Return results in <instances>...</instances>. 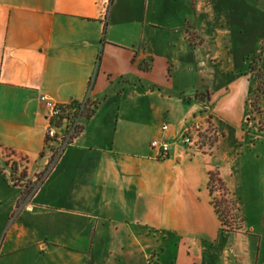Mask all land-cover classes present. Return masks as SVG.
Listing matches in <instances>:
<instances>
[{
  "label": "crops",
  "instance_id": "1",
  "mask_svg": "<svg viewBox=\"0 0 264 264\" xmlns=\"http://www.w3.org/2000/svg\"><path fill=\"white\" fill-rule=\"evenodd\" d=\"M263 38L264 0H0V264H264V170L241 179L260 168L242 162L262 140L242 130L255 86L243 59ZM40 96L97 105L41 181L57 143ZM204 105L210 153L181 144ZM157 138L171 144L162 161ZM158 236L173 244L149 248Z\"/></svg>",
  "mask_w": 264,
  "mask_h": 264
},
{
  "label": "rangeland",
  "instance_id": "2",
  "mask_svg": "<svg viewBox=\"0 0 264 264\" xmlns=\"http://www.w3.org/2000/svg\"><path fill=\"white\" fill-rule=\"evenodd\" d=\"M242 13V12H241ZM240 14V13H239ZM245 15V12H244ZM234 30V29H233ZM249 32V29H248ZM236 32L233 31V35L235 36ZM240 35V34H239ZM248 36L247 29H244V34L242 36ZM138 47V45H137ZM264 48V38L262 40V44L260 48ZM236 52V50H235ZM144 65V63H142ZM143 72V71H142ZM176 81H179V77H175ZM264 92V85L261 88ZM251 93L248 96L247 99V108H245V114H244V121L242 124V130L245 132H249L254 130L256 134H260V137L262 140H258L255 142V146H253L249 151L245 149V156L243 157L242 162L247 163L248 166H254V164L260 165V168L258 171H252L251 172H242L241 179L244 183H251L256 186L257 184L261 183L262 180L258 178V176L262 173V170H264V102L262 101V98L260 97L259 92H255L254 95ZM206 106V105H204ZM204 106L201 107V113L200 115L203 118V122L200 123L199 128V148L195 151L200 153H210L215 142L217 139V131L215 128L214 123L212 122V117L209 110H205ZM214 174V181L212 184V196L213 200L217 205H219V210L221 211V219L224 221L225 228H229L230 230H235L239 227V215L235 206V202L232 198H230L229 193L225 190L224 185L221 181L218 182L217 180L220 179L218 174L215 172H212ZM221 180V179H220ZM256 189V188H255ZM254 190V189H253ZM262 190V188H261ZM260 192V191H259ZM257 192V194L259 193ZM256 194V195H257ZM258 197L261 198V193H259ZM171 237L163 238L161 236L158 237H150V241L147 242L149 245V248L154 247V245H157L158 243L163 246L169 247L170 244H173ZM149 250V249H148ZM169 252H167L164 257L162 258L166 260V257L168 256ZM160 255V252H158V256ZM157 255H155V258ZM154 258L149 257L147 264L150 262L153 263Z\"/></svg>",
  "mask_w": 264,
  "mask_h": 264
},
{
  "label": "built area",
  "instance_id": "3",
  "mask_svg": "<svg viewBox=\"0 0 264 264\" xmlns=\"http://www.w3.org/2000/svg\"><path fill=\"white\" fill-rule=\"evenodd\" d=\"M39 101L44 104L46 110H47V119H48V126L46 128V139L47 141H55L57 143L56 147H53L49 156V159L47 161V169L45 174L40 178V181L46 176V174L49 172V170L52 168L53 164L59 157L62 150L69 145L73 138L75 137V128L78 121V118L73 120V122L69 123L59 134L57 132V129L54 126L55 119L62 115L63 108L65 106L55 104L54 102L46 99L44 96L39 97ZM205 110H208L207 106H204ZM199 128L200 124H194L189 127H187L184 132L181 135V144L185 148H193L198 149L199 148ZM168 126L166 124L161 126V130L167 131ZM151 149L155 152V158L157 160H165L169 156V152L171 149V144L165 140V139H153L150 142Z\"/></svg>",
  "mask_w": 264,
  "mask_h": 264
},
{
  "label": "trees",
  "instance_id": "4",
  "mask_svg": "<svg viewBox=\"0 0 264 264\" xmlns=\"http://www.w3.org/2000/svg\"><path fill=\"white\" fill-rule=\"evenodd\" d=\"M243 62L245 64V68L247 73L253 76V79L255 81V86L252 89V93L255 95V92H259L260 97L262 98V101L264 102V92L263 89H261L264 85V48H259L257 51L253 52L252 54H249L244 57ZM97 105L96 103H93L92 105L84 104V105H73V106H65L63 108L62 115L58 116L54 121V126L58 130L62 127H66L69 123L75 121V119L78 118L76 128H75V136L79 134L83 128L82 122L84 120H87L91 117V115L96 111ZM11 169H15V164H11ZM214 174L209 173L208 174V182H207V188L209 189V192L212 195V184L214 181ZM22 179L21 177H16L14 173H11L9 176V180L11 183L17 185L19 181ZM218 182L221 183V180L218 179ZM222 184V183H221ZM32 190V187L30 185H24V196H27L30 194ZM212 204L215 208V211L217 215L219 216V219L221 220L222 226H225L224 221L221 219V211L219 210V205L215 203V201L212 199Z\"/></svg>",
  "mask_w": 264,
  "mask_h": 264
}]
</instances>
